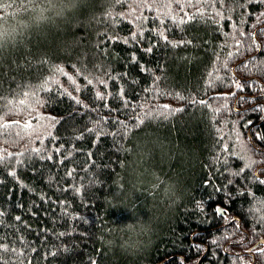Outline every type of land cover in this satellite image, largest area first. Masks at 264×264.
Wrapping results in <instances>:
<instances>
[{
	"label": "trees",
	"instance_id": "1",
	"mask_svg": "<svg viewBox=\"0 0 264 264\" xmlns=\"http://www.w3.org/2000/svg\"><path fill=\"white\" fill-rule=\"evenodd\" d=\"M3 3L0 264H264V0Z\"/></svg>",
	"mask_w": 264,
	"mask_h": 264
},
{
	"label": "snow or ice",
	"instance_id": "2",
	"mask_svg": "<svg viewBox=\"0 0 264 264\" xmlns=\"http://www.w3.org/2000/svg\"><path fill=\"white\" fill-rule=\"evenodd\" d=\"M16 2V0H13V3H15ZM19 2L22 4V5H26V4H30V3H32V0H19ZM175 2L176 3H181V0H175ZM201 2H203V3H208L209 2V0H196V3L197 4H200ZM213 2H214V0H213ZM186 3L188 4V6H193L192 5V0H186ZM13 6V4L12 3H9V4H4L3 3V0H0V9H2L3 7H12ZM183 9V6H182V8H181V10ZM201 15H203V13L201 12L200 13ZM187 15V14H186ZM189 18H191V17H189ZM181 22H185V21H181ZM165 39H167L166 37H165ZM187 43H190V41H188ZM174 47L175 46H177V45H173ZM58 71H62V69H58ZM237 87H240V85H237ZM25 95H27V93H25ZM21 103H23V101H21ZM165 107H167V106H165ZM178 111V110H177ZM3 127H8V125H2ZM29 125H25V127H28ZM89 131H92V129H89ZM258 139H264V137H258ZM251 163H256V161H252ZM245 167H251V164H246L245 165ZM241 171H243V169L241 170ZM261 184H264V180H260L259 181ZM216 211L219 213V212H221L222 210L221 209H216ZM0 215H2V213H0ZM16 219L17 220H19L20 218L19 217H16ZM93 264H95V262H93Z\"/></svg>",
	"mask_w": 264,
	"mask_h": 264
},
{
	"label": "rangeland",
	"instance_id": "3",
	"mask_svg": "<svg viewBox=\"0 0 264 264\" xmlns=\"http://www.w3.org/2000/svg\"><path fill=\"white\" fill-rule=\"evenodd\" d=\"M260 244V243H259ZM255 246H257V244H255Z\"/></svg>",
	"mask_w": 264,
	"mask_h": 264
}]
</instances>
